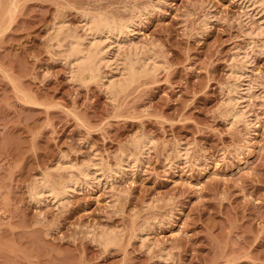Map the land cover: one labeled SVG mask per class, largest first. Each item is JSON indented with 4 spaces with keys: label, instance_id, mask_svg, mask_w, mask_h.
<instances>
[{
    "label": "rangeland",
    "instance_id": "1",
    "mask_svg": "<svg viewBox=\"0 0 264 264\" xmlns=\"http://www.w3.org/2000/svg\"><path fill=\"white\" fill-rule=\"evenodd\" d=\"M263 5L0 0V264H264ZM84 15L137 16L109 59L146 45L149 74L114 95L122 63L77 79L66 56ZM249 46L248 118L233 124L222 106ZM86 164L97 167L82 178ZM71 178L61 202L34 194Z\"/></svg>",
    "mask_w": 264,
    "mask_h": 264
},
{
    "label": "bare ground",
    "instance_id": "2",
    "mask_svg": "<svg viewBox=\"0 0 264 264\" xmlns=\"http://www.w3.org/2000/svg\"><path fill=\"white\" fill-rule=\"evenodd\" d=\"M252 3H254V1ZM262 7L263 8L260 9V11L264 10V5ZM134 11L136 12V14H138L139 16H142V17H144V15H146V12H147V11L145 12L144 9L137 10L135 8H134L133 12ZM256 13H257L256 15H259L258 13H260V12H256ZM135 18H137V16H135ZM134 19L131 18L130 20L128 19V20H125V21L120 20L118 22V21H115L114 19H110V18L107 19L105 17H100V16L99 17L98 16L95 17V16H91V15L90 16L89 15H84V23H83L84 25H82V26H83V31L85 32L84 33L85 34V37L84 38H82V37L81 38H73L72 40L70 39L71 41L68 40L70 43L68 42L69 43V47H68L69 48V51L67 52L66 60L69 62V64H71V67L74 68V69H72V72H74L73 75H75L76 78L78 77V78H82L83 79V77L84 78L85 77H88L89 79H92L98 73L99 67L101 65H105L106 67H111L112 65L115 66V67H120L119 64L122 63V60L120 59V57H119V60H120L119 62H121V63L117 62V63H119L118 64L119 66L116 65V62H115L116 60L114 61L115 63H113V64L111 63L112 61L110 62L111 59H109V55H110L111 51L108 50L109 45H110L109 44L110 42L109 43H107V42L114 39V40H118V44H120L119 41L121 39H128V38H130V34L132 32L131 27H132V25L134 23L136 24V22H134ZM136 21H137V19H136ZM260 21H263V20H260ZM205 22H207V20ZM263 24H264V22H261V25H262L261 27H263ZM204 26H206V24ZM60 29H62V28H60ZM58 31H61V30H58ZM260 32H259V34H260ZM249 33H251V32H248V34ZM259 34H258V36H259ZM255 35L257 36V34H255ZM57 36H58V34H57ZM75 37H77V36H75ZM255 46H254V49H255ZM145 47H146V45L144 47L142 45H140V47L138 45H137V47L130 46V48H133V49H129V51H128V49L126 48V52L125 51H122L123 54L125 52V54H124L125 56L122 55V54H120V55H122L121 57L124 56V58H122L123 59V63H122L123 64L122 65L123 66L122 67L123 70L121 69V67L119 68V69H121V71H123L122 73L119 72V74H121L122 77H121V79H119V76H118V81H116V80L114 81L113 80V81H110V83L107 81L109 85L107 84V88L105 87L106 89H108V91L111 94L113 93V95H114V93L125 89L126 87L130 86L132 83H135L140 77L145 76V75L147 76L149 74V72H150L149 68L151 67L149 61L154 60L153 59L154 57L150 53V55H148V56L150 58H152V57L153 58L151 60H149V58H146L148 56L145 55L144 52L146 51L148 53L147 50L150 51V49H148L147 47L145 48ZM143 48H145V50H143ZM247 49H249V48H247ZM242 50L243 49H241V51H237L236 54H234L235 56H234V59L233 60L236 62V65L231 68V74H230L231 77L234 80L229 76V78H231L234 81L233 82L234 84L233 83H232L233 85L231 84L230 90H228L227 98L225 97L226 99H225V101L223 103L224 105L222 107H225L226 108L225 110L227 111L226 112L227 113V117L230 120V122H232V121L234 122V121H237V120H242V122L246 123L247 122V118H248L246 116L247 115L246 114L247 111L245 112V110H246V109H244L245 106L242 105V102L243 101H241L242 100V94H243L242 93V89H241V84H242V82L245 79V78H243L242 74L246 70H248L244 66L245 65V63H244L245 57L246 56H249L248 53H250V52L253 53L254 50L251 47H250V50L248 52L247 51H242ZM117 61H118V58H117ZM154 64H153V67L156 68ZM115 70H117V68ZM156 70H158V69H156ZM117 71H119V70H117ZM86 80H88V79H86ZM110 93H108V94L110 95ZM221 105H222V103H221ZM142 141L139 142L136 145L137 146L136 149L139 150L138 151V155H140V156H143L144 155L143 154V151H144L145 148L148 147V145L150 143L147 140H145L143 142ZM136 142H138V139L136 140ZM184 151H185V149H184ZM177 154H179V156H182L181 155L182 153L181 154L180 153H177ZM93 157H95V156H93ZM93 157H92V159H93ZM127 157L128 156L126 155V158ZM139 160H140V158H138L136 156L135 157L134 156L132 157L130 155V157H128L127 158V161H126L127 166L128 165H131L133 163H136L137 164V162ZM100 161H98V162H100ZM120 162H124V161H120ZM121 164L123 165V163H121ZM121 164H120V167H118V166H116L117 168L115 167L116 169L113 170V171H115L114 173H112V170L110 169V166H108V168H109L108 170H106L107 169V167H106L105 170L108 171V174H106L108 176V178L111 177V176L113 177L114 176L113 174H117V173H119L121 171V167H122ZM90 165H91V163H90ZM71 167L72 166H69L68 168H71ZM93 167L95 168L97 166H94L93 165ZM93 167H90L89 164L88 165L86 164V165H84V167L77 169L78 174L81 175L82 178L83 177L89 178L90 177L89 176V173H90L89 172V169L90 168H93ZM71 169H74V166ZM92 170L93 169H91L90 171L92 172ZM106 175H105V177H107ZM100 176H103V175L100 174ZM77 182H80V181L75 180V179L73 180V178L68 179V182H64L65 184H62V186L61 185L59 186L61 188L60 191H56L53 188L47 187L45 185V186H42L39 189V191H36V193H34V194L36 195V197L37 196L40 197V194L41 193L42 194H46L47 193V194H50L51 195V197L53 198V200H57V201L61 202V201H63V199H65L66 196H68L69 192L72 190L71 188H73L74 185H77ZM102 234L104 235V233H102ZM108 234L109 233H107V235H105L104 238H106L107 236L110 237L111 234H109V235ZM100 236L102 237V235H100ZM111 236H113V235H111ZM109 237H107L105 239V241H110V239H108ZM111 239H113V238H111Z\"/></svg>",
    "mask_w": 264,
    "mask_h": 264
}]
</instances>
